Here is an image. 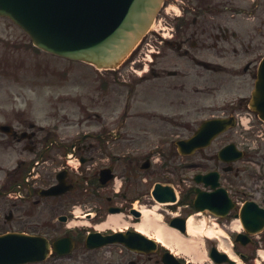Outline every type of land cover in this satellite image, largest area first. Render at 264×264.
Instances as JSON below:
<instances>
[{
  "label": "flooded vegetation",
  "instance_id": "obj_1",
  "mask_svg": "<svg viewBox=\"0 0 264 264\" xmlns=\"http://www.w3.org/2000/svg\"><path fill=\"white\" fill-rule=\"evenodd\" d=\"M177 3L181 11L179 17L163 18L157 24V31L149 35L122 66L114 70L88 66L83 73L73 76L74 85L81 88V93L73 100L79 118L66 125L67 129L59 130V124L37 127L29 123L25 111L21 120L8 125L12 133L1 142L6 140L4 148L10 157L14 153L20 157L10 163L5 177L0 178V220L2 213H9L4 215L8 220L4 223L9 226L0 232L20 230L12 224H28L32 206L44 207L42 211L47 207L53 213L58 211V216L67 221L73 214L78 217V209L95 223H103L110 213L121 214V227L110 225L102 230L97 226L66 230L64 223L58 225L55 220H43V235L51 241L61 237L74 241L71 254L54 256L45 264H197L193 255L175 253L171 249L174 244L168 238L153 235L148 241L137 234L141 233L139 227L143 225V207L153 209L158 204L167 226L186 239H189L186 226L191 218L200 220L202 217L210 224H215L212 222L215 219L216 226L229 230L242 206L252 203L253 212L264 209V192L263 189L258 192L256 183L262 182L264 167L255 173L250 166L252 161L241 165L225 163L217 151L206 152L212 146L192 156L180 155L175 146L177 141L195 132L189 117L203 116L201 107L205 98H219L222 90L237 83L238 46L247 54L253 51L252 15L255 7L260 8V1L168 0L163 12ZM256 32L264 38L262 29L256 28ZM24 46L23 36L11 42L12 49ZM253 64L254 61L247 64L246 73ZM56 74L64 73H52L51 81L61 82L62 77ZM25 89L24 101L28 99L27 82ZM57 100L60 103L68 98ZM154 104L165 106L167 113L151 112ZM154 110L157 111V107ZM197 120L199 118L193 119ZM23 154L33 157L24 158ZM193 158L197 159L191 160ZM75 161L79 162L78 166L73 165ZM105 170L110 171L104 173ZM211 172L218 174L216 181L226 190L227 197L220 196L223 202L215 208L204 205L203 211L198 212L197 191L212 193L214 180L209 179L210 185L206 186L196 184L195 178ZM244 175L250 182L254 180L250 193L237 190V180ZM59 180L69 189L67 192L55 197L42 196L44 190L55 186ZM158 183L177 191L174 201L161 203L153 198L152 189ZM15 187L25 191L18 201L8 198ZM2 224L0 221V227ZM150 228L157 231L155 226ZM36 232L39 230L30 233ZM95 232L103 237L119 234V240L133 241L136 250L121 242L89 249L87 238ZM260 234L257 238L253 236L247 246H234L233 251L239 254L243 264H264V259H259L258 248L264 247V229ZM213 247L216 244L209 241L210 250ZM239 248L247 251L243 253ZM223 264L238 263L234 260V263Z\"/></svg>",
  "mask_w": 264,
  "mask_h": 264
},
{
  "label": "water",
  "instance_id": "obj_2",
  "mask_svg": "<svg viewBox=\"0 0 264 264\" xmlns=\"http://www.w3.org/2000/svg\"><path fill=\"white\" fill-rule=\"evenodd\" d=\"M164 0H0L5 16L25 30L38 47L71 59L109 69L117 67L145 36ZM250 106L264 120V59ZM234 119L207 121L181 150L206 147L233 125ZM237 153L235 145L221 151ZM204 202V196H199ZM255 215L242 211L245 228L254 227ZM65 240L55 244L64 245ZM111 240L103 241L104 243ZM50 244L42 237L11 233L0 236V264H24L44 260ZM217 253L213 250V254Z\"/></svg>",
  "mask_w": 264,
  "mask_h": 264
},
{
  "label": "rangeland",
  "instance_id": "obj_3",
  "mask_svg": "<svg viewBox=\"0 0 264 264\" xmlns=\"http://www.w3.org/2000/svg\"><path fill=\"white\" fill-rule=\"evenodd\" d=\"M260 8H254L253 19H254V29L261 28L264 32V0H259ZM177 11V10H176ZM179 13V11H177ZM10 22L5 19H0V124L5 123H16L21 120V111L27 113V118L30 124H35L37 127L41 125H46L48 128L57 126L59 124V130L67 129L65 126L71 124L73 121L79 118L77 108L73 104V100L76 96L81 93V88H78L74 85L73 78L69 80L73 72L79 71L76 68L71 67L70 64L64 63L63 61H54L51 59H46L45 55L36 51V48L33 47L31 41H29L27 53L25 50L20 49L16 52L11 48V42L15 40H21L22 36L26 39V36L23 33H19L10 26ZM238 80L237 84H233L231 88L227 91H222V95L219 100L213 99L212 97H206L204 115L209 116L210 114L222 115L224 113L239 114L244 117L253 116L252 123L250 124V131L246 132L243 130L242 125L236 127V130L230 131L224 136L220 137L213 149L218 148L220 145H226L228 143H235L239 148L246 150L247 144L251 142V147H256L260 152V157L264 158V139L260 137L261 132L257 130H262L264 132V127H261L260 122L257 120V117L252 113L248 107L247 103H244L243 106L239 107H229L223 105L231 100H235L238 103V100L241 98H249L250 91L253 84V74L245 73L243 65L248 62L250 59H258L260 62L261 58L264 56V38L261 39L260 35L254 31L253 36V52L247 54L245 49L238 46ZM27 61V62H26ZM46 65H51V67H56L60 71L62 68L69 70V76L66 81L60 82V84L53 85L48 81H45L41 74L38 72L40 68ZM39 71L37 72V70ZM40 76V78H39ZM28 80V99L23 100L25 97V84ZM61 86V88H60ZM69 95V96H68ZM68 96V97H67ZM67 97L70 101H61L60 104H57V98ZM237 100V101H236ZM222 102V106L219 107L218 102ZM24 102V103H23ZM165 106H160L159 112L167 113ZM203 109V107H201ZM171 113V110H170ZM201 118L202 116H190L189 121L192 128H195L194 118ZM64 118V119H63ZM71 129V128H68ZM6 137L3 134H0V178L4 177V170L10 166L11 162H15L20 155L14 153L11 157L9 153L5 151V144L1 142V139ZM264 137V136H263ZM8 138V137H6ZM208 152V151H206ZM24 158H32L30 154H23ZM262 159H260L262 161ZM248 178L240 177L237 183L238 189L239 186H242L240 181H243V186H249L247 184ZM246 182V183H245ZM251 184V182H250ZM241 190L247 191L245 188ZM44 207L32 206V210L29 214L28 224L21 225L15 224L14 227L20 229H27L30 231L39 230L42 233L44 227H42L43 218L46 220H57L59 214L58 211L54 213L49 211L48 207L45 208V211H42ZM160 211H156L157 219L154 220V223L157 224V227L164 229L166 228L165 222H161L163 217L158 215ZM8 212L2 213L1 220H5L4 215ZM83 214V213H81ZM154 214V215H155ZM156 216V215H155ZM105 223L101 224L100 228L106 226ZM215 222V221H213ZM202 224V221H199ZM58 224V223H57ZM69 225H89L85 219L72 218L68 223ZM59 225V224H58ZM94 226L97 223H93ZM9 225L3 222L0 229L6 228ZM210 226V227H208ZM206 228H214L215 225L207 223ZM234 230H229L224 233L223 236L219 233L220 229L215 228V233L211 235L210 238L212 241H215L217 245L223 250L230 251L234 243L233 235L236 233L237 226L233 225ZM227 237H230V241ZM209 238L206 237V233L197 235L195 244V253L199 256L205 258L207 251H209ZM260 253L264 254V248L259 247Z\"/></svg>",
  "mask_w": 264,
  "mask_h": 264
},
{
  "label": "bare ground",
  "instance_id": "obj_4",
  "mask_svg": "<svg viewBox=\"0 0 264 264\" xmlns=\"http://www.w3.org/2000/svg\"><path fill=\"white\" fill-rule=\"evenodd\" d=\"M155 209L157 208L152 209V211L144 212V226L142 228L144 232L147 231L148 233L149 228L147 229V227H151L152 224L154 223V220L157 219V214H155L156 212ZM120 219H121V216H112L110 221L113 223H117ZM206 225L207 224L205 222H202V224L197 223L195 219H191L189 221L188 230H189V236L191 238L190 239L191 243H189L178 231L170 230L168 231L166 235L169 236L170 239L174 242V245H175L174 247L179 253H182L188 256L194 252V249H195L194 242H196L197 235H200L201 233H206L207 236H211L215 233L214 228H205ZM236 226L237 228L241 229V223L239 221L236 222ZM221 231L222 230H220L219 233L222 234ZM158 237L161 239L164 237L163 230H161L158 233ZM199 257L202 258V256H198L197 258Z\"/></svg>",
  "mask_w": 264,
  "mask_h": 264
}]
</instances>
